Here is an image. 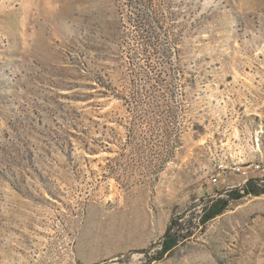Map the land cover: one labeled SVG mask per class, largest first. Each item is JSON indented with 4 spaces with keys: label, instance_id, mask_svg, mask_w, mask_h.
Instances as JSON below:
<instances>
[{
    "label": "rangeland",
    "instance_id": "rangeland-1",
    "mask_svg": "<svg viewBox=\"0 0 264 264\" xmlns=\"http://www.w3.org/2000/svg\"><path fill=\"white\" fill-rule=\"evenodd\" d=\"M256 161L264 0H0V264H264Z\"/></svg>",
    "mask_w": 264,
    "mask_h": 264
},
{
    "label": "trees",
    "instance_id": "trees-1",
    "mask_svg": "<svg viewBox=\"0 0 264 264\" xmlns=\"http://www.w3.org/2000/svg\"><path fill=\"white\" fill-rule=\"evenodd\" d=\"M263 191L259 188L254 179L250 178L242 188L229 189L219 196H204L200 204H195V212L199 215L200 225L205 228L207 223L218 215L222 214L230 205L232 200L253 194L259 195ZM183 216L174 217L167 227L160 241V249L153 260H161L165 254L171 252L180 242L192 235L190 229H185Z\"/></svg>",
    "mask_w": 264,
    "mask_h": 264
},
{
    "label": "built area",
    "instance_id": "built-area-1",
    "mask_svg": "<svg viewBox=\"0 0 264 264\" xmlns=\"http://www.w3.org/2000/svg\"><path fill=\"white\" fill-rule=\"evenodd\" d=\"M252 171H264V163L261 161H256L254 163H249V166L243 169H239L236 172L242 174L244 176L243 182L246 183L250 178V174ZM218 179L215 181L217 182Z\"/></svg>",
    "mask_w": 264,
    "mask_h": 264
},
{
    "label": "bare ground",
    "instance_id": "bare-ground-1",
    "mask_svg": "<svg viewBox=\"0 0 264 264\" xmlns=\"http://www.w3.org/2000/svg\"><path fill=\"white\" fill-rule=\"evenodd\" d=\"M248 166H249V165H247V167H248ZM239 169H242V167H235V168H234L235 171H237V170H239ZM215 180H217V179H215Z\"/></svg>",
    "mask_w": 264,
    "mask_h": 264
}]
</instances>
